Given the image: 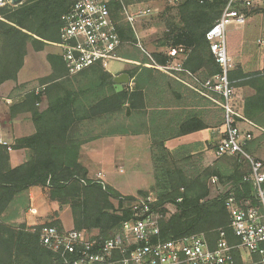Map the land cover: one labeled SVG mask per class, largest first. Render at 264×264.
Masks as SVG:
<instances>
[{
  "label": "trees",
  "instance_id": "obj_1",
  "mask_svg": "<svg viewBox=\"0 0 264 264\" xmlns=\"http://www.w3.org/2000/svg\"><path fill=\"white\" fill-rule=\"evenodd\" d=\"M75 1L23 0L16 6L9 3L0 6V85L17 81L29 45L41 51L47 44L59 41L61 16ZM146 1L149 0H121L110 5L111 18L122 41L134 43L136 40L134 29L122 15L123 5ZM165 1L161 48L151 53L153 67L144 65L149 63L145 57L138 65L119 73L129 76L131 86L118 88L120 84L113 81V75L98 64L68 75L60 55L48 53L50 73L37 79V90L26 91L9 106L11 117L29 114L35 130L16 138L10 145L11 149L27 151L25 160L17 166L10 165L9 150L0 145V264H64L40 245L38 237L43 225L63 229L58 215L64 207L69 208L72 228L87 232L97 230L101 238L115 233L124 220L132 217L130 203L135 197L90 178L87 168L79 161L85 142L113 134L150 133L155 175L152 190L156 195L151 206L161 215V240L194 233L216 239L221 229L228 240L237 242L229 227L226 200L230 194L237 200L253 197L251 185L243 181L249 166L239 155H223L211 166L195 168L194 154L184 152L183 146L171 150L165 142L168 138L206 129L208 122L192 113L179 122L171 135L166 126L155 121L166 113L167 76L154 64L167 66L180 55V66L191 73L200 71L202 81L220 73L205 33L220 17L227 0ZM246 9L239 7L244 14ZM178 46H182V51L175 57L168 56L164 50ZM228 78L232 85L241 79L255 88V94L244 101L243 116L255 123L258 118L264 120V71L244 72L237 66L228 73ZM152 84L153 95L161 99L153 102V124L145 122L131 129L123 126L118 129L112 124L93 137L81 132L92 123L111 119L122 111L128 117L145 115L146 96ZM43 101L46 106L40 109ZM260 126L264 128V123ZM261 137L264 134L248 141L244 147L246 152L255 156L260 150L257 142ZM227 159L232 167H223L222 161ZM240 166H245L246 170L241 171ZM213 176L217 179L215 184L228 182L230 187L209 197ZM33 186L41 188L53 210L48 221L36 224L31 231L25 222L16 221L28 208L27 194ZM137 194L149 197L144 190ZM170 206L172 212H169Z\"/></svg>",
  "mask_w": 264,
  "mask_h": 264
},
{
  "label": "built area",
  "instance_id": "obj_2",
  "mask_svg": "<svg viewBox=\"0 0 264 264\" xmlns=\"http://www.w3.org/2000/svg\"><path fill=\"white\" fill-rule=\"evenodd\" d=\"M116 1L121 0H76L61 16L59 41L51 44L59 49L68 75L96 64L107 69L110 60L126 61L117 55L126 42L120 39L110 14V5ZM253 1L227 0L220 17L205 33L220 73L201 83L195 79L204 91L217 95L216 102L222 109V135L213 149L214 156L239 155L249 166L243 181L251 185L253 197L237 200L230 194L226 200L229 227L237 242L228 240L221 229L216 239L204 233H194L161 240V215L151 206L155 198L139 196L130 203L132 217L124 220L109 237L101 238L97 230H59L54 225H43L38 231L42 247L55 254L64 264H264V161L244 149L252 135L243 133L237 125L239 119H245L236 109L235 90L228 78V73L234 68V61L227 49L228 27H239L244 23L245 16L239 7L250 8ZM21 2L12 4L11 0H0V6L6 3L16 6ZM123 10L126 21L133 29L138 17L150 13L148 8L130 13L123 6ZM181 51L182 46L170 47L167 54L175 57ZM146 55L150 58L148 66L153 67L151 55ZM154 67L165 72L175 69L156 64ZM202 94L206 95L204 92ZM0 145L11 149L1 130ZM95 180L105 185L101 172L96 174ZM216 181L213 176L211 183ZM27 226L31 231L35 230V225Z\"/></svg>",
  "mask_w": 264,
  "mask_h": 264
},
{
  "label": "rangeland",
  "instance_id": "obj_3",
  "mask_svg": "<svg viewBox=\"0 0 264 264\" xmlns=\"http://www.w3.org/2000/svg\"><path fill=\"white\" fill-rule=\"evenodd\" d=\"M168 1L174 2L177 0H168ZM257 4L259 5V3ZM260 4L264 5V1L261 2ZM165 6H166L165 0H149L146 2L126 5V8L130 11V13L145 8L150 9V13H148L145 16L138 17L135 20L134 23V35L136 39L135 42L134 43L126 42L123 45V47L117 51V55L124 58L126 61L110 60L108 62L107 69L105 70L109 71L113 76H117L120 75L119 73L121 71L125 69H130L134 65H138L140 61L145 59V57L149 59V63H145L144 65L147 67H152V66H148L150 64V58L149 56L146 55V53H149L151 55V53L155 49L161 48V46H159V43H161L162 32L164 30L162 13L165 10ZM246 10H247V13L245 14L246 16L255 15L256 18L253 19L254 21L252 20L251 22L247 23L246 26L242 25L239 27H235L234 25H230V27H228L227 49L228 52L229 50L232 51V49L236 50V47L238 45L236 31L238 30L245 31V33H243V42H244L243 49L245 52H248L246 54L248 61H253L254 59H260L262 57L261 51L264 48V9L257 7L256 4H254V6L247 8ZM122 15L124 17V20L126 21V14L123 10V7H122ZM167 49L165 48L164 50L167 51ZM48 53H55L59 55V49L56 46H53L51 43L47 44L44 47V49L41 51H35L30 45L28 46L27 54L24 58V64L18 72V80L22 82L17 83L18 81L16 82L6 81L3 87H6L8 85L10 86L13 85V86L11 88H0V99H1L0 115L2 117L4 115V110L7 109L6 106L7 102L4 96L11 98L10 104H12L15 101H17L21 97V95H23L26 91L38 87V82H37L38 77L50 73V65L47 60ZM126 57H129L131 59ZM173 62L174 60L172 59V61L168 63L167 66L171 67ZM180 69L182 70V67ZM160 71L166 73L163 70ZM169 72H171V70ZM210 78L211 77L207 79ZM199 81L200 83L203 82L201 78L199 79ZM200 83H199L200 92L196 90V87L194 88V85L193 86L189 85L188 88L191 91L192 90L195 91L196 94L200 96L202 95V97L204 96L207 98V100H209V104H211L214 108L212 107L211 113L208 114L212 118L215 117L217 119L215 124L221 123V128H222L223 115H222L221 107L216 102V100H218V97L215 93H212L210 91L209 92L204 91V88L201 87ZM125 85L131 86L132 80H129V83L120 84L118 88H122ZM201 92L202 93L204 92L206 95L202 94ZM164 103L167 111L168 107L166 105L165 97H164ZM44 105L45 102L42 103L39 106V108H43ZM152 113H153V84L149 87L146 96L145 115H138V116L133 115L132 117L131 116L128 117L125 115L124 111H122L116 116L112 117L111 119L100 120L97 123L95 122L92 123L90 126L94 127L95 129L105 130L109 128L110 125L113 124L118 126V129L122 126L130 127L129 129H131L134 127H139L145 122L147 123L152 121L153 124ZM19 118L22 120L24 119L31 120L29 114L27 113H23V114L21 113V115H19ZM212 118H209L207 120L209 121V123L214 124ZM2 122L5 125L6 124L9 125V123H6L4 119L2 120ZM221 135H222V131L220 134V138ZM110 136L111 137L99 139L94 143L90 144L89 146H86L82 150V155L80 156V162L86 163L88 173L91 175L89 177L96 179V174L98 172H101L103 174L104 183L110 185L111 187H113L120 193H123L124 195L129 194V195H133L134 197H139L137 192L139 190H144L149 193V197L156 198L155 191L152 190V187L155 182V175L153 169V158L151 156V150H150L151 149L150 133L113 134ZM184 138L185 137L180 139L183 140ZM175 144L176 142H170V143L167 142L166 146H168V148L171 150H175L183 146L185 148L183 150L184 152L186 151L191 152V149H188L185 144L183 145L182 144L175 145ZM173 145L175 146L172 147ZM214 147L210 148V150L208 149L209 151L206 154L204 150L202 151H198L197 149L194 150L195 153H192L195 155V157L192 158V161H194L193 167L200 169L213 165L217 160V158L213 154ZM222 165L223 167L226 168L230 166L232 167L228 159L223 160ZM239 168L241 171L246 170L245 166L242 167L240 166ZM229 187H230V183L228 182L226 183L219 182V184L211 183L209 197H214L218 195V193L228 189ZM172 209H173L172 207L171 210L169 208V212L170 211L172 212ZM24 214L25 213H21V216L23 217ZM64 226H66L63 227L65 229L72 228V226L69 227V225H64Z\"/></svg>",
  "mask_w": 264,
  "mask_h": 264
},
{
  "label": "crops",
  "instance_id": "obj_4",
  "mask_svg": "<svg viewBox=\"0 0 264 264\" xmlns=\"http://www.w3.org/2000/svg\"><path fill=\"white\" fill-rule=\"evenodd\" d=\"M264 0L253 1V6L256 4L257 7L263 8L264 5L260 4ZM259 3V5L257 4ZM245 16V25L247 23L251 22L254 18H256L255 15L251 16ZM254 21V20H253ZM241 25V26H242ZM248 26V25H247ZM233 28V27H232ZM247 28V27H246ZM243 33L245 31L238 30L236 31V37L238 39V45L236 47V50L232 49L229 50V55L234 61V68L236 69L237 66L240 67L244 72H252V71H264V48L261 51L262 57L260 59H254L253 61H248L246 54L248 52H245L243 49ZM180 59L181 56L179 55L176 59H173L174 62L171 65L172 68H175L171 70V72H166V89L164 93L166 105L168 107L165 116L161 118L157 117L155 118L156 123H161L162 125L166 126V128L170 131L171 135H173L174 131L176 130L177 125L181 120H183L185 117L191 115L192 113H196L198 117H201L205 121L208 122L209 127L206 129L198 130L195 132H192L190 134L178 136V137H172L168 138L166 140V143L170 142H176V144H185L188 149H191V153H195L194 150L198 151H205V154L210 150V148L214 147L220 138V134L222 131L221 123H216V118L209 116L208 113H211L212 105L209 104V100H207L206 97H202V95H198L195 93V91H191L188 87L189 85L193 86L196 89H199V83L195 81V79H200V71L197 73H191L185 69H180ZM187 71V72H186ZM48 74V73H47ZM46 74V75H47ZM45 76V75H43ZM42 77V76H41ZM39 78V77H38ZM17 83H20L22 81L18 80L17 75ZM3 84L0 85V88H11L13 85H8L6 87H3ZM14 84V83H13ZM235 84L233 85L235 90V106L236 109L243 114L244 109V101L247 97H250L255 94V88L250 83H243L241 79L235 80ZM38 88V87H37ZM35 87V89H37ZM33 89V88H32ZM31 90V89H30ZM198 93V92H197ZM163 96V95H162ZM5 100L7 102V109L4 107V115L3 117L0 115V130L2 137L11 145L16 138L23 137L30 135L34 132V125L31 120L28 119H20L19 115L17 114L15 116H10L9 114V106L11 105V98L4 96ZM160 97H157L153 95V102L160 101ZM1 102V99H0ZM44 102H41V104ZM39 104V106L41 105ZM46 105H44L45 107ZM43 107V108H44ZM40 108V109H43ZM214 108V107H213ZM253 116H257L256 114ZM28 116V115H27ZM208 116V118H207ZM214 116V115H213ZM212 118L213 123H209L207 119ZM221 118V117H220ZM243 118L245 120H238L237 125L241 129L243 133H250L252 135V138H255L259 135L264 134V128L260 125L264 123V120L258 118V122L255 123L254 121H251L249 119H246L244 116ZM5 120L8 124H3L2 120ZM221 120V119H220ZM31 122V123H30ZM259 123V124H258ZM103 130L101 129H95L92 126L84 128L81 132L87 133L86 136L93 137L96 134H100ZM85 136V137H86ZM111 137L110 135L107 136H101L99 138H94L92 140H89L85 142L81 146L80 150V156L82 155V150L89 146L90 144L94 143L95 141L99 139H104ZM185 137L183 140L180 138ZM176 140V141H175ZM175 144V145H176ZM173 145L172 147H174ZM257 146L260 148V150L256 153V157H259V159L264 161V137H261L260 140L257 142ZM168 147V146H167ZM171 148V147H170ZM209 149V150H208ZM27 156V151L23 148L21 149H10L9 150V163L12 167L17 166L21 164ZM79 156V161H80ZM83 166H87L86 163L80 162ZM87 168V167H86ZM88 170V169H87ZM88 176H91L88 173ZM123 194V193H122ZM29 205L28 209L21 218H19L16 222H25L26 225H36L44 223L45 221L49 220V217L51 215V212L53 210V207H51L45 200L43 196V192L40 187L33 186L30 187L27 194ZM58 219L61 221V224L63 227H66L64 225L72 226V219L70 215V211L68 207H64L58 215ZM66 221V223H65Z\"/></svg>",
  "mask_w": 264,
  "mask_h": 264
},
{
  "label": "water",
  "instance_id": "obj_5",
  "mask_svg": "<svg viewBox=\"0 0 264 264\" xmlns=\"http://www.w3.org/2000/svg\"><path fill=\"white\" fill-rule=\"evenodd\" d=\"M21 1H23V0H11V3L16 4V3H19ZM129 80H130L129 76L126 73H121L120 75L113 76V81L116 83H119V84L129 83Z\"/></svg>",
  "mask_w": 264,
  "mask_h": 264
}]
</instances>
